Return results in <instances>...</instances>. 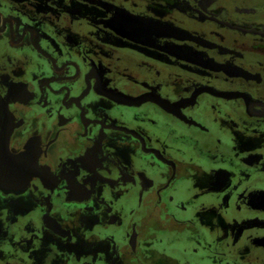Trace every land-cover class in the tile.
<instances>
[{
    "label": "flooded vegetation",
    "instance_id": "af4514ba",
    "mask_svg": "<svg viewBox=\"0 0 264 264\" xmlns=\"http://www.w3.org/2000/svg\"><path fill=\"white\" fill-rule=\"evenodd\" d=\"M0 264H264V0H0Z\"/></svg>",
    "mask_w": 264,
    "mask_h": 264
}]
</instances>
